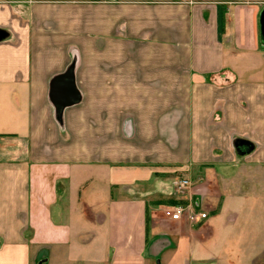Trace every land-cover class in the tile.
I'll return each mask as SVG.
<instances>
[{
    "label": "crops",
    "instance_id": "0c3cea01",
    "mask_svg": "<svg viewBox=\"0 0 264 264\" xmlns=\"http://www.w3.org/2000/svg\"><path fill=\"white\" fill-rule=\"evenodd\" d=\"M263 11L0 0V264H150L156 227L187 238V264H264ZM177 178L244 230L225 255L210 224L159 215Z\"/></svg>",
    "mask_w": 264,
    "mask_h": 264
},
{
    "label": "rangeland",
    "instance_id": "374dc122",
    "mask_svg": "<svg viewBox=\"0 0 264 264\" xmlns=\"http://www.w3.org/2000/svg\"><path fill=\"white\" fill-rule=\"evenodd\" d=\"M178 175H181L178 174ZM159 182V181H158ZM148 185H152L153 183H147ZM159 184V183H158ZM164 184L165 190L167 191H171L172 196H173V188H171V184L169 181H164V183H162V185ZM156 183L154 184L155 188H159V185L156 187ZM157 193V192H156ZM166 196H168V193L166 194ZM165 196V197H166ZM222 205V209L224 210H232V207L229 204H226L225 202H219L218 205H216L215 207L220 208V206ZM202 207L203 209L206 211V209L204 208V204L202 203ZM260 208V206H259ZM237 210V209H236ZM207 212V211H206ZM208 214V218L205 219L203 222L205 224H210L209 220H211V218L213 216H215V214L211 213V212H207ZM160 216L162 215L161 213L159 214ZM221 216V217H220ZM245 216L241 215V218ZM220 220H215L216 223H218L217 226H215V224L213 225V223L211 222L210 226L208 228H206V231H212V237L211 240H217V245L213 243H211V245L209 247L210 248V253L213 255H225L227 252V248L224 247L223 245H219V243L224 240V238L227 237V235H230L229 233H225L219 226L220 223L223 222H227V217L228 214L225 213V211L223 212V214H219ZM203 225V223L201 224H196V226H201ZM195 226V225H194ZM235 238L237 240H241L245 238V232L244 230L242 231V233H238V234H231L229 238H227V240L231 239V238ZM186 239L185 237L181 238L178 237L177 235H174L173 232L169 231L168 229H163L162 227H156L154 230H150V234H149V239H148V247H147V252L149 255H151L152 260H150V264H166L167 261V257L171 260L170 264H187L186 260L190 259V254H191V247L186 245ZM208 247V246H206ZM205 247V248H206ZM227 247L231 248L230 245L227 243ZM237 252L238 251H242L243 252V247L241 246H237L236 247ZM174 251V252H173ZM168 253H172L171 255ZM174 253V254H173ZM229 253V251H228ZM198 262H190V264H197Z\"/></svg>",
    "mask_w": 264,
    "mask_h": 264
},
{
    "label": "built area",
    "instance_id": "2783aa9c",
    "mask_svg": "<svg viewBox=\"0 0 264 264\" xmlns=\"http://www.w3.org/2000/svg\"><path fill=\"white\" fill-rule=\"evenodd\" d=\"M172 187L176 204L165 207L161 212V217L172 222L186 220L191 225L203 223L208 218V214L201 202L193 198L192 182L186 178H177Z\"/></svg>",
    "mask_w": 264,
    "mask_h": 264
},
{
    "label": "water",
    "instance_id": "95a60500",
    "mask_svg": "<svg viewBox=\"0 0 264 264\" xmlns=\"http://www.w3.org/2000/svg\"><path fill=\"white\" fill-rule=\"evenodd\" d=\"M260 22H261V33L264 36V11L261 14V20H260Z\"/></svg>",
    "mask_w": 264,
    "mask_h": 264
},
{
    "label": "trees",
    "instance_id": "16d2710c",
    "mask_svg": "<svg viewBox=\"0 0 264 264\" xmlns=\"http://www.w3.org/2000/svg\"><path fill=\"white\" fill-rule=\"evenodd\" d=\"M176 204V202L174 201V203H172V205Z\"/></svg>",
    "mask_w": 264,
    "mask_h": 264
}]
</instances>
